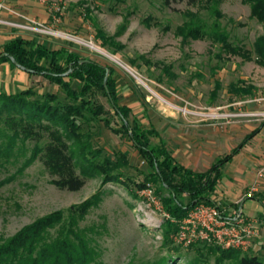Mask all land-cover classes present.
I'll return each mask as SVG.
<instances>
[{"label": "rangeland", "instance_id": "rangeland-1", "mask_svg": "<svg viewBox=\"0 0 264 264\" xmlns=\"http://www.w3.org/2000/svg\"><path fill=\"white\" fill-rule=\"evenodd\" d=\"M201 5L188 6L182 0L167 4L164 0H0V51L9 40L22 37L50 49L66 48L112 67L117 102L128 108L130 122L146 131L153 129L157 136H150L151 143L164 144L176 163L204 172L226 150L209 145L211 152H206L205 128L215 133L229 130L230 146L262 128L264 142V67L254 60L226 54L209 39L183 42L175 29L187 19V11H198L205 17L207 11ZM219 9L220 23L230 41L252 49L263 28L250 17L249 6L242 0H220ZM96 27L108 36L116 35L115 44H102ZM26 89L39 95L51 92L65 100L62 88L48 78L0 62V91ZM247 89L251 92L243 94ZM94 99L104 112L91 127L95 131L92 145L111 158L115 153L126 154L130 164L127 172L133 179H142L140 172L150 171L146 160L122 132L121 122L102 91L95 92ZM5 135L11 132L0 125V148L7 150L0 154V242L37 218L96 194L99 200L80 226L91 230L88 235L94 239L97 261L130 264L164 254L162 230L168 215L155 194V183L147 182L146 187L134 192L131 187L104 183L96 175L86 178L79 190L58 189L38 158L27 163L34 143L18 138L8 148ZM196 150L200 152L197 157L192 155ZM260 162L252 184L235 199L221 194L222 168L220 182L211 195L215 205L229 213L239 210L246 198L263 200L264 159ZM257 216L253 220L262 237L255 241L259 249L250 247L243 252L257 253L264 259V215ZM170 237L174 245L191 255L193 245L213 244L198 240L182 245L173 239V233ZM174 260L177 264L186 262L184 258ZM209 262L213 264V257Z\"/></svg>", "mask_w": 264, "mask_h": 264}, {"label": "trees", "instance_id": "trees-1", "mask_svg": "<svg viewBox=\"0 0 264 264\" xmlns=\"http://www.w3.org/2000/svg\"><path fill=\"white\" fill-rule=\"evenodd\" d=\"M182 1L188 6L202 4L207 11L205 17L198 11L185 13L187 19L175 29V34L183 42L209 39L212 43H218L226 54L239 56L244 61L254 60L264 67V0H242L249 6L250 17L255 18L263 28L252 49L230 41L228 31L220 23V0ZM164 2L167 4L169 0ZM96 36L102 44H115L116 35L108 36L97 28ZM0 55V62L7 61L16 66L10 59L12 57L27 72L48 78L65 93L63 100L57 94L48 92L39 95L31 89L15 93L0 91V125L11 132V135H5L8 137V148L18 138L32 141L33 152L27 163L38 158L51 176V183L62 190H79L86 178L96 175L102 177L104 183L131 187L134 192L146 187L147 182L157 185L155 194L168 215L162 230L164 254L130 264H177L174 259L181 258L186 260L185 264H211L210 257H213V264H226L228 261L264 264V259L256 254L233 248L222 249L208 243L193 245L191 255L189 250L174 245L170 237L177 229L176 222L195 205H215L211 195L220 182L222 168L257 130L247 135L210 169L196 172L176 163L164 144H152L150 136L154 134L153 129L146 131L136 122H130L128 108L121 107L117 102L115 71L112 67L103 66L78 52L62 47L50 49L22 37L6 42ZM234 90L240 91L238 88ZM97 91H102L106 96L121 122L122 132L129 136L150 167L148 173L140 172L144 174L140 180L133 179L127 172L130 164L126 154L115 153L111 158L101 148L92 145L95 131L92 132L91 127L101 120L104 112L102 106L95 102ZM242 91L243 94L251 92L248 89ZM154 135L157 136L156 133ZM0 151V154L7 152L1 148ZM98 200V195L94 194L78 204L41 216L23 226L0 242V264H102L97 261L94 239L88 235L91 230L80 226Z\"/></svg>", "mask_w": 264, "mask_h": 264}, {"label": "crops", "instance_id": "crops-1", "mask_svg": "<svg viewBox=\"0 0 264 264\" xmlns=\"http://www.w3.org/2000/svg\"><path fill=\"white\" fill-rule=\"evenodd\" d=\"M202 131V130H201ZM206 132V152H211L209 145H215V149H226L225 154L230 153L238 144L229 145V138L230 133L229 130L223 132L215 133L212 130H208L207 128L204 129ZM262 133V128L259 129L234 155L233 157L225 163L223 167V172L225 177L223 178L222 182L223 185L221 194L230 197L231 199H235L238 197L244 188L246 189L249 187L252 182L254 181L255 171L257 167L260 165V161L264 159V142L262 137L260 136ZM204 134V133H203ZM210 136V138H208ZM217 138H214V137ZM212 138V139H211ZM216 143V144H215ZM198 150L192 154L193 156H198ZM200 153V152H199ZM201 171V170H199ZM264 183V180H262ZM264 186V184H263ZM238 209V208H237ZM224 216L230 218L231 220L240 216L245 219H253L258 217L257 215H264V199L258 200V198H246L241 203V211H232L227 212L223 210ZM258 224V222L256 223ZM261 234L253 240L251 248L253 250H258L259 247L255 243L256 240H260ZM258 255L257 253H253Z\"/></svg>", "mask_w": 264, "mask_h": 264}, {"label": "built area", "instance_id": "built-area-1", "mask_svg": "<svg viewBox=\"0 0 264 264\" xmlns=\"http://www.w3.org/2000/svg\"><path fill=\"white\" fill-rule=\"evenodd\" d=\"M24 28H30L24 26ZM150 192V191H149ZM173 239L182 244L208 241L222 249L247 251L258 236L255 220L236 217L230 219L217 205L197 204L178 220Z\"/></svg>", "mask_w": 264, "mask_h": 264}, {"label": "water", "instance_id": "water-1", "mask_svg": "<svg viewBox=\"0 0 264 264\" xmlns=\"http://www.w3.org/2000/svg\"><path fill=\"white\" fill-rule=\"evenodd\" d=\"M2 55H5V53H3ZM0 57H1V55H0ZM10 59L17 67L21 68L22 70L28 71L26 68H24V67L20 66L19 64H17L12 57ZM106 72H108V69H106ZM104 85H106V80L104 81ZM239 211H241V207H239Z\"/></svg>", "mask_w": 264, "mask_h": 264}, {"label": "bare ground", "instance_id": "bare-ground-1", "mask_svg": "<svg viewBox=\"0 0 264 264\" xmlns=\"http://www.w3.org/2000/svg\"><path fill=\"white\" fill-rule=\"evenodd\" d=\"M91 45H92V47H94V48L97 49L98 51H100V52L106 54L107 56L111 57L114 61H116V62L118 61V60L116 59V57L107 54V53H106L103 49H101L100 47H98V46H96V45H94V44H92V43H91Z\"/></svg>", "mask_w": 264, "mask_h": 264}]
</instances>
